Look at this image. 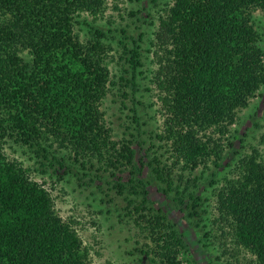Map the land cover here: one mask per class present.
Wrapping results in <instances>:
<instances>
[{"label":"trees","instance_id":"trees-1","mask_svg":"<svg viewBox=\"0 0 264 264\" xmlns=\"http://www.w3.org/2000/svg\"><path fill=\"white\" fill-rule=\"evenodd\" d=\"M106 2L0 0V141L13 138L38 152L57 142L76 155L105 158L116 170L132 167L131 193L141 194L144 204L134 207L133 220L152 244L142 254L152 264H183V237L148 205L136 151L114 141L105 123L102 105L111 75L104 35L97 31L99 39L87 46L76 38V15L96 17ZM258 9L264 12V0H173L160 21L159 38L173 48L156 77L167 113L156 138L170 145L186 170L206 167L212 158L219 166L221 145L207 131L226 133L264 86V50L251 15ZM130 53L140 57L137 50ZM150 166L163 177L160 164ZM239 167L240 175L218 195L219 219L231 222L236 242L264 264V163L253 149ZM190 200V216H198L200 199ZM0 264H93L77 232L57 215L48 190L1 153Z\"/></svg>","mask_w":264,"mask_h":264},{"label":"rangeland","instance_id":"rangeland-1","mask_svg":"<svg viewBox=\"0 0 264 264\" xmlns=\"http://www.w3.org/2000/svg\"><path fill=\"white\" fill-rule=\"evenodd\" d=\"M172 5L173 0H107L96 17L76 15V38L87 46L99 39L97 31L104 35L100 40L106 46L104 58L111 75L102 105L105 123L112 129L114 141L129 143L136 151L134 164L143 171L148 205L161 210L183 237L182 263L258 264L236 242L231 222L219 219L217 206L219 193L240 175L243 157L256 149L264 163V86L249 106L237 112L226 133L207 131L221 145L219 166L212 158L206 167L186 170L170 145L156 138L167 119L156 77L173 48L170 41L159 38L160 21ZM251 15L264 50V12L253 10ZM133 50L139 52V58L131 55ZM22 56L30 60L27 51L22 50ZM136 61L139 67L134 65ZM45 148L47 152H38L13 138L0 141L3 157L20 163L32 181L48 190L57 215L77 232L93 264H141L142 251H149L152 244L148 233L133 220L134 207L144 206L143 196L131 193L134 169L119 166L116 170L105 158L76 155L57 142ZM150 163L160 164L163 177L152 174ZM190 195L200 199L196 202L198 216H190ZM205 234L208 248L201 243ZM145 259V264H152Z\"/></svg>","mask_w":264,"mask_h":264}]
</instances>
